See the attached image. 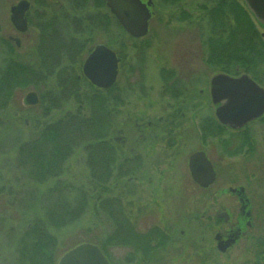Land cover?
Segmentation results:
<instances>
[{
    "label": "rangeland",
    "instance_id": "obj_1",
    "mask_svg": "<svg viewBox=\"0 0 264 264\" xmlns=\"http://www.w3.org/2000/svg\"><path fill=\"white\" fill-rule=\"evenodd\" d=\"M15 1L0 0L1 16L3 7ZM216 1L152 0L149 30L144 37L133 39L115 22L109 30L97 23L89 28L86 16L100 15V10H105L97 7L94 0H88L86 8H79L74 0H42L39 4L31 0L32 23L45 22L43 54L40 56L37 49L40 37L34 24L22 36L24 44L13 54L16 61L36 67L35 72L41 79L27 84L4 80L2 73L8 58L0 45V89L7 94V99L0 101V264H26L20 259L25 254L16 249L22 229L34 221L31 220L33 212L45 218L52 208L55 209L53 215L59 218L49 224L44 219L40 224L53 235L49 252L54 264L65 251L80 242L97 244L109 256L111 264H264V255L254 249L255 241L264 239V178H261L264 177V119L250 125L249 138L256 157L252 164L259 171L255 170L253 180L248 178L249 160L253 159L245 153L249 144L240 146V142L237 144L242 140L239 135L217 123L215 105L209 96L210 78L230 66L237 69L233 70L234 74L246 73L264 88V27L250 15L259 37L240 43L238 40L245 36L236 30L230 40L225 34L227 42L213 44L209 17ZM230 1L243 5L241 0H227L229 4ZM227 9L225 6L221 12ZM228 11L225 19L228 31L224 33L231 34L237 25L233 20L236 13L232 9ZM33 12L38 15L35 17ZM55 32L65 42L75 39L80 43L78 49L82 52L76 56L80 60L67 71L48 70L49 61L60 53L58 49L64 50L67 56L74 47L72 44L59 46V36L52 35ZM51 38H56V44ZM97 43L109 45L119 53L121 62L116 83L110 91L99 90L100 95L93 98L94 89L90 85L88 89L79 86V94L87 90L89 98L87 110H81L82 114L86 113L82 123L88 124L89 132H82L70 127H74L72 116L78 111L77 102L80 101L81 107L83 102L69 94L70 87L62 78L74 70L81 76V64ZM244 47L245 54L239 57L243 60L237 59L232 65L224 63L223 55H234L237 49ZM218 54L223 57L222 61L216 60ZM44 59L46 63L42 62ZM44 64L46 66H42ZM168 75L182 79L181 82L178 78L180 83L171 90L174 93L168 88L172 84ZM59 82L64 85L60 87ZM29 91L38 95L39 100L34 105L25 102ZM50 93L54 96L53 105L45 110L41 95L46 97ZM105 106L109 108L107 112ZM148 120L172 125L173 143L169 144L172 147H163L161 136L158 154H153L154 158L143 157L142 172L137 175L131 171L137 179L128 181L131 173L122 172L123 159L117 155L115 161L110 162L105 142H114L107 135L124 138L129 135V145L136 151L132 154L138 153L141 144L137 141L142 137L135 124L144 125ZM49 124L58 128L56 143L67 144L69 155L61 165L45 171L39 170L41 166L37 165L44 159L35 166L32 154L38 152L36 157L43 154L48 159L51 143L45 138H35ZM113 145L120 146L118 142ZM201 148L206 150L220 175L205 191L194 184L187 167L189 154ZM232 163L235 166L230 169ZM110 164L112 171L108 175L107 165ZM234 169L237 178L230 172ZM239 185L245 187L251 200L252 231L256 237L250 242H254L253 245L244 241L249 237L246 235L236 246L221 253L214 240L221 224L216 214L222 208H229L231 219L235 221L239 213L232 205L236 203V196L219 190ZM77 191L86 198L81 211L74 207ZM64 201L75 208L67 218L61 217L67 206ZM119 207L123 208L136 234L156 231L149 234L152 236L150 244L155 249L152 254L140 252L145 254L140 258L139 253H133L137 250L135 247L123 243L124 217ZM22 218L26 219L24 223Z\"/></svg>",
    "mask_w": 264,
    "mask_h": 264
},
{
    "label": "flooded vegetation",
    "instance_id": "obj_2",
    "mask_svg": "<svg viewBox=\"0 0 264 264\" xmlns=\"http://www.w3.org/2000/svg\"><path fill=\"white\" fill-rule=\"evenodd\" d=\"M21 1L28 2V6L24 10V12L21 14V17H20L21 21H20V20L16 19L17 15H18V10L16 9V6ZM39 1H40V3L42 2V0H33V3L39 4ZM142 1L146 2L147 0H142ZM153 2H152V0H150V4H151L150 8L153 5ZM33 3L31 2V0H17L15 2H12L11 4H7L3 7L4 12H2V16L0 14V45L5 49V53L7 55L8 60L10 59L11 61H16L13 53H14L15 49L20 48L21 45L24 44V42L22 41V36H24L29 31V28H30V26H32V24L35 25V28L38 31L39 35L37 34V36L40 37L41 35L44 34L45 22L38 23V24L32 23V19H31L32 16H31L30 12L32 10ZM0 8H1V6H0ZM33 13H34L35 17L38 15L37 12H33ZM235 70H237V69L235 68ZM218 73L228 74V75L235 77V78L240 76L241 74H246V73L234 74V71L231 72V71H226V70H224L223 72L220 71ZM178 78L175 75H172V76L168 75L167 79L168 80L170 79V82L172 83L168 87V88H170V91L171 90L174 91L173 88H177L176 85H178V84H176V83H180L179 79L182 82V79L181 78L178 79ZM210 81H211V78H210ZM210 81H209V84H210L209 85V96H210V99L212 101ZM92 87L94 88V90H93L91 96L94 97L96 91H99L101 88H97L93 85H92ZM110 89H111V87L105 88L103 90H105V92H108V91H110ZM172 93H174V92H172ZM199 93H202L201 89L199 90ZM212 103L215 105V108H214V114H215L216 108L220 105V102L214 103L212 101ZM108 109L109 108H106V106H105L106 112L108 111ZM215 119H216L217 123L221 127H223L225 130H228L230 132H236V134L239 135V137L242 140L238 141L237 144H239V142H240V146L245 145V144H247V145L249 144L248 145L249 147L246 148L245 153L249 154L248 156H250L253 160H249L251 167L249 168L248 178H251L254 180V178L256 176L255 170L258 171V168H256V166H254V164H252V162L254 161V159L256 157H255V152H253V146L251 147L252 142L249 138L250 134L252 133V130H251L252 127L250 125L257 120L264 119V113L262 115L258 116L257 118H254V119H251V120L245 122L244 124H240L241 120L236 117V118H234L235 120L232 122L234 124V126L222 123L221 121H219L216 114H215ZM108 121H109V117H108ZM159 121L160 120H157L154 122V121L148 120L146 122V124H144V125H143V123L135 124L136 128L140 132L139 134L142 137L141 141H137L135 139V141H137V143L141 144L140 148L137 147L141 154H139L138 151H137L138 153L132 154V153H134L135 148L131 147L129 145V143H130V141H129L130 136L129 135L126 134L125 138L119 137V136L110 137L107 135L108 139H111V141L114 143L118 142L120 145L119 147H115L113 145L114 143L112 144L109 141H108V143L105 142L107 153L109 152L108 156H110V162H112V161L114 162L116 159V156L118 155V157L120 159H123V165L122 166L125 167V169L122 172H125L128 174V173H131V171H132L135 174L137 173V175H140V173L142 172V159H143V157L154 158L155 156L153 154H155V155L158 154V149H159L158 146H159V142H160L159 138H161V136H162V138H164V141H163L164 146L163 147H165L166 149H171L169 147H172L169 144L173 143L171 141L173 137H171V136H172V132L174 131V129H173L172 125L164 123V122L159 123ZM170 123H172V119L170 120ZM109 129H110V124L108 123V130ZM145 129H146V132H145ZM203 131H204V129H203ZM107 133H108V131H107ZM180 133L178 131L177 134H179V137H182ZM102 143H104V142H102ZM201 143L202 142H199L200 146H201ZM149 151H151V152L148 154ZM196 151H204L206 157L208 158L205 149L201 148V149L193 150L188 156L187 167H188L190 155ZM179 153L180 152L178 151L177 154H179ZM256 154H259V153H256ZM149 155H151V156H149ZM257 158H259V156H257ZM208 159L210 160L212 167H213V170H214V174H215L214 182H215L216 179L217 178L219 179V177H220V175L218 174V168L214 164L212 159H210V158H208ZM233 166H235V164L232 163L230 166V169L233 168ZM107 171H108V175H109L110 172L112 171V165L111 164L109 167L107 165ZM230 172H232V176H234L235 178L238 177V173L236 172V169H234L233 171H230ZM135 174H133V173L129 174L127 176V180L132 181L133 179H137L136 176H133ZM141 175H143V174H141ZM189 175L191 177L190 172H189ZM261 178H264V177H261ZM191 179L194 182V184L196 186H198V188L203 190V191H205L209 186H211L213 184V182H212L209 186L204 187V186H201L198 183H196L192 177H191ZM251 179H250V182H252ZM219 191H221V193L229 191L230 193H232L236 196V199H235L236 203H234L235 205L234 204H232V205L236 207V209L238 210L237 213H239V214L237 215V219L235 221H233L231 219L232 216L229 213V208L228 209L222 208L216 214V217H217L219 223H221V224H219L220 227L218 228V230L216 231V233L214 235L216 249L221 253H225L228 250H230L231 248H233L234 246H236L237 243L239 242V240L244 238V236H246V235H249V237H246V239L244 241L249 242V245L252 244L250 242L253 241L256 236H254V234H253L254 231H252V229H253L252 210L249 207V203H251V200L248 197V195H246V193H245V191H246L245 187L243 185H239L236 187L229 186L226 189L222 188ZM119 213L125 219V220L123 219V224H122L123 229L121 230L122 236L125 237V238H123V240H124L123 243L126 245H131V246L135 247V249H137V250L133 253L134 254L139 253L140 258H144L143 256H145V254H142L140 252L147 253L148 255L152 254V252L155 249L150 244L151 243L150 240L152 239V236L150 237L149 234L151 231H155V230L151 229L150 231H147L146 233L138 235V234H136V231H135L134 226L131 223V221L128 219V217L126 215L124 216L125 212H124L122 207H119ZM252 234H253V236H252ZM139 236H144V237H139ZM255 242H256L255 245L257 247L254 249H257V251H256L257 254L264 255V239H260V240H258V242L257 241H255ZM253 244H254V242H253ZM104 254L106 255L107 259L110 261V258L106 254V252H104Z\"/></svg>",
    "mask_w": 264,
    "mask_h": 264
},
{
    "label": "trees",
    "instance_id": "obj_3",
    "mask_svg": "<svg viewBox=\"0 0 264 264\" xmlns=\"http://www.w3.org/2000/svg\"><path fill=\"white\" fill-rule=\"evenodd\" d=\"M74 1L76 2V5L79 8H82V7L86 8L88 6L87 5L88 0H74ZM223 1H225L227 5L225 4V2L223 3ZM94 3L97 7L104 8L106 11L100 10V12H99L100 15H90V14L87 15L86 19H89V24H88L89 28L94 27L96 23L98 26H104V28L105 29L107 28L108 30H109V26L112 27L114 22H115V25L119 26L118 23L116 22L115 18L109 13V11L106 8L103 0H94ZM225 6H228V9H227V11L222 13L221 10L223 8H225ZM210 9H211V15L209 17V19H210L209 32L213 36V37H210V39L213 41V44H215V45L221 44L222 41L227 42L225 40V34H226L227 40H230L232 38V36L235 35L236 30H237V33L239 32V34H242L243 36H245L244 39L238 40L240 43H242L243 41L249 40L250 38L253 39L254 37H259L257 34L258 33L257 29H256L252 19L250 18L249 13L245 9V7L243 5H241L240 2L230 1V4H229V2H227V0H218L215 2V5ZM229 9L230 10L232 9L233 13H236V15L233 17V20L237 24V25H235L231 34L224 33V32L228 31V29H227L228 24L226 23L225 19L227 16V12H230V11H228ZM53 24L55 25L54 22H53ZM48 28H50V26H48L47 29ZM119 28H121V27L119 26ZM45 34L46 33H44L43 35L40 36L41 38L39 41V45L37 47V49L40 52V56H41V54H43V52L41 51V48L43 47ZM56 34H57V32H55V34H52V35L59 36L58 34L57 35ZM51 39L54 40V44H56L55 43L56 38H51ZM59 39H60V36H59ZM210 39L208 38V41H210ZM46 42L48 43L47 40H46ZM57 44H59V46H60V44H69V45L72 44V45H74V47L70 48L71 52L67 56H66V53H64L65 52L64 50L62 51L61 49H58V52H60V53H57L55 58H53V60H50L51 62L49 61V64L47 65L48 70H54L55 71L56 68H61V70L64 69V71L65 70L67 71L69 68H72L73 66H75L76 62H78L80 60V58H79V60L76 58L78 53H79V55H78V57H79L80 53L82 52V51H79V49H78L80 43H79V41H77L75 39L71 40L69 42H67V41L65 42L64 39L63 40L60 39L59 41H57ZM245 49H246L245 47H244V49H237V51L234 53V55H226V56L223 55V57H225L224 63H227L228 65H232L234 63V61L237 59H238V61L243 60V59H239V57H241L245 54V53H243L245 51ZM213 51H214V49H213ZM52 53H53V51H52ZM218 56L219 57H217L216 60L222 61L223 57L220 56L219 54H218ZM42 62L46 63L45 59ZM5 65H6V68L3 70L2 76L4 77V80L8 81L9 83L11 81L13 82V80H14V82H13L14 84H16V83H26L27 84L29 82L34 83L38 79H41V76L35 72L36 67L32 66V64H25L19 60L18 61H11L9 59L8 61H6ZM42 66H46V64H44ZM74 69H71V70L73 71ZM224 70L233 72V70H235V68L233 66H230ZM75 73L76 72L74 70L72 73H69L68 75H66V77L62 78L64 84H66L67 86L70 87V93L69 94L74 95L75 98L78 99L77 101H79V99L81 98L83 105H84L81 107V105L79 104L80 101L77 102V105H78L77 110L78 111H76V113L73 114V116H72L73 119L71 118L73 120L72 122H74V127L72 126L70 128H76V130H81L82 132H86V131L89 132V130L87 129L88 124L86 125V122L84 124L82 123V122H84V120L82 121V119L86 118L85 117L86 113H83V114L81 113L82 108L86 109L85 106L89 102V98L87 97V90L84 92H81L79 94V86L81 85L83 88L88 89L89 83L87 82V80L83 76L76 75ZM59 80H61L60 77H59ZM59 83H60V87H62V85H64V84H62V82H59ZM100 93H101L100 91H96L94 97L99 96ZM52 94L53 93H50L48 96L46 94V97H44V95H41V99H42L41 103H43V102L46 103V105H44L45 110L51 109V105H53V100H54L53 97L54 96ZM0 95H1L0 101H4L3 98L7 99V94L4 93L1 89H0ZM78 118L80 119L79 121L77 120ZM58 134H59L58 128H56L52 124L45 126L43 128V130L39 134H37V136L35 138L36 140H38V139L42 140L43 138H45L52 145L51 146L52 150L50 151V153L47 157L48 159H45L43 154H42V156H39V158L36 157L38 155V152L32 154V156H34V159L36 160L35 163H33L35 166L38 162H40L44 159L42 161V163L40 162L41 165L37 164V165L41 166V168H39V170L40 169L41 170H45V169L47 170L48 169V171H50L54 168V166L61 165V163H63V161L67 158L66 156L69 155L68 154L69 147L67 146V144H65L64 142L56 143L57 138H58ZM63 192H66L67 194H69L70 191H63ZM64 199H66V198H64ZM74 199L75 200L77 199L76 200L77 202L74 204V207L77 209L79 207L78 210H80V211L83 210L85 205H86V198L84 196H82V193L80 191H77V193H75V197L73 198V201H74ZM64 202L67 206H64V210L62 212L61 217L67 218V216L72 215V212L74 211L75 208H72L73 206H71L69 202H67V201H64ZM36 212L37 211L33 212L32 213L33 215L31 216V220L34 219V221L33 222L30 221L29 226L27 228L24 227V229H22L21 237H20V239H18L16 249L20 253L25 254V257L22 255V256H20V259L24 260L26 264H54V261L51 258V253L49 252L52 248L51 241H52L53 235L51 232L45 231L44 230L45 228L41 227L40 221H43L44 219H46V221H48V224L49 223H55L56 219H58L59 216L53 215V213H55V209H53V208L50 211H47L45 218L40 217V215H38ZM68 219H69V217H68ZM25 220H26L25 218H22V223H24Z\"/></svg>",
    "mask_w": 264,
    "mask_h": 264
},
{
    "label": "water",
    "instance_id": "obj_4",
    "mask_svg": "<svg viewBox=\"0 0 264 264\" xmlns=\"http://www.w3.org/2000/svg\"><path fill=\"white\" fill-rule=\"evenodd\" d=\"M104 2L110 13L130 36L139 38L147 33L148 20L151 16L147 4L150 0L147 3L141 0H104ZM243 2L254 19L264 26V0H243ZM27 6L28 2H19L16 6L18 10L16 19L20 20ZM119 60L114 50L98 43L83 62V74L92 84L103 88L109 87L116 80ZM210 83L212 101L220 102L215 114L222 123L234 126L232 122L237 117L241 120L240 124H244L264 112V88L249 76L243 74L235 78L218 73L211 78ZM24 99L30 105L36 104L39 100L33 91L26 93ZM188 166L193 180L199 185L206 187L213 182L214 170L203 151L192 153ZM57 264L110 263L96 244L82 242L64 252Z\"/></svg>",
    "mask_w": 264,
    "mask_h": 264
}]
</instances>
